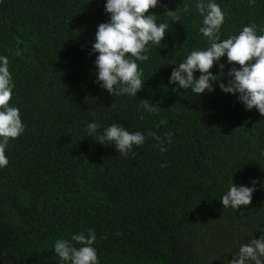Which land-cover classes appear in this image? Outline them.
Here are the masks:
<instances>
[{
    "label": "trees",
    "instance_id": "16d2710c",
    "mask_svg": "<svg viewBox=\"0 0 264 264\" xmlns=\"http://www.w3.org/2000/svg\"><path fill=\"white\" fill-rule=\"evenodd\" d=\"M215 2L225 14L221 39L251 24L264 34V0ZM104 3L0 0V55L13 77L10 103L26 125L0 168V264H57L55 240L89 228L99 264H226L264 232V116L218 83L196 96L172 90L170 63L209 46L195 0H160L149 9L169 31L161 45L150 44L147 61H137L145 82L137 97L107 93L95 83L90 54L97 26L109 19ZM221 63L226 73V57ZM210 71L218 74L217 66ZM141 99L156 111L138 110ZM93 120L120 123L146 140L125 157L87 137ZM148 132L171 133V143ZM231 179L257 182L237 212L219 199Z\"/></svg>",
    "mask_w": 264,
    "mask_h": 264
},
{
    "label": "clouds",
    "instance_id": "9594fccd",
    "mask_svg": "<svg viewBox=\"0 0 264 264\" xmlns=\"http://www.w3.org/2000/svg\"><path fill=\"white\" fill-rule=\"evenodd\" d=\"M159 2L105 0L104 12L109 19L97 26L90 54H96L95 83L107 93L137 97L145 82L137 61H147L150 44L161 45L169 31V23L157 22L156 15L149 13V9L156 8ZM250 2L254 3L255 0ZM194 7L203 18L199 32L207 38L209 46L202 50H191L180 59L181 62L170 63L175 65L168 77V83L176 86L172 90H190L196 96L213 92V84L218 83L221 91L235 95L246 110L255 107L264 116V34L258 35L257 26L251 24L243 26L238 34L221 39L225 14L220 5L215 0H195ZM183 11H189L187 5ZM259 31L264 32V29ZM224 57L229 65L226 73L225 64L221 63ZM214 64L218 74L210 71ZM196 72L199 73L198 77L194 76ZM225 75L229 77L226 83L221 82ZM13 89L9 59L0 55V168L9 163L6 150L10 140L18 138L26 129L19 108L10 103ZM139 109L149 113L156 111L151 102L144 99H141ZM165 123L160 120L157 127ZM86 135L101 145H106V142L107 145H113L125 157L133 153L134 146L139 147L146 140V135L140 131L130 132L115 122L102 127L97 120L87 123ZM147 135L160 143H171V133H166L163 139L153 132ZM166 150L165 147L160 148L161 152ZM256 183L253 180L252 186L236 185L231 179L227 191L219 197L223 208L237 212L241 206L249 205ZM96 239L95 230L89 228L72 234L70 239L55 240L52 250L57 257V264H99L94 247ZM226 264H264V232H260L259 238L253 235L247 242L241 243L238 250L232 253V259L226 260Z\"/></svg>",
    "mask_w": 264,
    "mask_h": 264
}]
</instances>
